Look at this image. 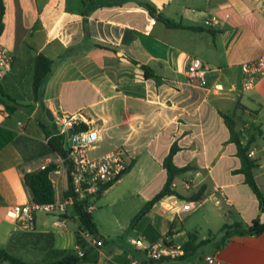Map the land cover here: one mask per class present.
Here are the masks:
<instances>
[{
	"label": "crops",
	"instance_id": "1",
	"mask_svg": "<svg viewBox=\"0 0 264 264\" xmlns=\"http://www.w3.org/2000/svg\"><path fill=\"white\" fill-rule=\"evenodd\" d=\"M142 1L152 4L163 17L191 28L166 27L139 5ZM3 3L0 46L12 52L13 60L0 85L14 101L0 98L1 247L8 245L10 235L17 231L51 232L54 247L77 246L78 220L71 207L60 216L36 211L33 229L27 231L21 230L19 220L6 214L16 205L32 202L24 174L45 161L59 165L49 176L54 200L61 198L66 186L61 157L45 148L46 138L60 128L55 120L59 112L79 111L85 126L88 123L99 128L92 151L99 146L105 147V152L123 147L133 155L124 175L134 174L130 180L139 200L122 205L110 220L100 212L102 204L98 201L121 182L123 175L93 201L89 212L102 245L95 247V261L82 264H142L149 245L165 239L179 247L186 240H176L182 232L175 223H182L188 213L175 214L171 196L154 203L131 224L145 202L162 188L166 180L162 161L173 142L179 147L174 164L191 166L175 176L172 187L176 191L187 195L205 185L199 203H213V215L221 221L219 229L235 221L249 224L259 219L264 223V208L244 183L243 175L233 172L240 161L220 114L233 116L235 128L244 139L255 126L260 127V135L250 146V157L258 160L254 177L264 194V144L259 143L264 131L258 121L264 106V75L252 88L243 89L240 69L241 63L264 52V0ZM208 17H216L218 22L207 26L204 19ZM37 55L52 61V71L35 99L32 80ZM193 57L209 67L199 81L189 80L185 73ZM142 66H148L155 76L146 77ZM7 106L14 110H7ZM46 109L52 120L46 116ZM18 122L23 133L18 132ZM92 151L93 156L105 153ZM218 242L207 253L205 244L182 259V264H264V230L257 235H233L216 249ZM39 253L42 259L43 253ZM210 255L215 257L213 263L205 261Z\"/></svg>",
	"mask_w": 264,
	"mask_h": 264
},
{
	"label": "trees",
	"instance_id": "2",
	"mask_svg": "<svg viewBox=\"0 0 264 264\" xmlns=\"http://www.w3.org/2000/svg\"><path fill=\"white\" fill-rule=\"evenodd\" d=\"M143 6L150 16L161 21L168 28H191L184 26L179 22L167 19L163 17L157 9L146 1L138 2ZM4 14L5 6L3 0H0V35L4 29ZM85 31L86 26H85ZM146 77L155 76L152 70L148 66H142ZM52 71V61L43 55H37L34 64L32 88L35 99H38V94L44 87L47 76ZM0 98L4 101H14V99L6 93V91L0 85ZM7 110H14L12 107L7 106ZM226 126L229 130V140L233 142L236 147V156L240 161V165L237 169L233 170L235 173H240L244 177V183L249 186L261 207L264 208V194L260 190L255 177L254 170L258 166V160L251 158L249 155L250 146L254 142L255 138L260 135L261 129L257 125L253 128L252 133L244 139V134L235 128V121L232 115L220 113ZM42 126V125H41ZM77 128V127H75ZM79 128H85V125H81ZM46 152L57 153L63 158L66 186L63 191L64 196H72L73 204L71 206L74 214L78 220V229L76 231V243L77 246L83 249L84 254L79 256L76 248L73 249H60L53 245V235L51 232H24L17 231L12 233L9 237V247H26L28 249L37 250L43 253L41 261L28 262L21 257L10 252L7 248L0 246V262H7L10 264H82L87 261H95L98 257L95 246L90 245L86 238L81 234V231H87L91 235L101 238L97 232L96 224L93 221L92 215L84 207V202L79 201L73 196L70 185V163L67 159L68 150L64 148V137L60 134H52L48 136L45 143ZM179 149L176 142H173L167 155L162 161V166L166 172V180L162 188L156 192L145 204L139 209V211L131 219V224L135 223L144 214H146L152 205L166 196H175L187 201H199L205 193L206 186L199 185L195 190L191 191L187 195L181 194L172 187L175 176L189 170L190 165L176 166L173 162V157ZM131 167V166H130ZM130 167L120 176V178L130 169ZM59 168V165L50 162L45 168H37L33 171L26 172L24 174V183L29 188L32 196V202L37 204H45L52 202L55 199V191L53 183L49 174ZM113 184V183H112ZM110 184V185H112ZM108 185L107 187H109ZM106 187V188H107ZM264 230V223L259 219H254L249 224H242L240 222L224 223L220 232L222 236L220 241L216 244L215 248H221L224 243L233 235H257ZM209 242V239H198L195 231L188 232L186 240L179 246L181 253L173 259L162 258L157 261V264H169L173 260H182L192 255L197 249H201L205 244ZM153 261L146 257L142 264H152Z\"/></svg>",
	"mask_w": 264,
	"mask_h": 264
},
{
	"label": "built area",
	"instance_id": "3",
	"mask_svg": "<svg viewBox=\"0 0 264 264\" xmlns=\"http://www.w3.org/2000/svg\"><path fill=\"white\" fill-rule=\"evenodd\" d=\"M218 22L216 17H208L204 19V24L213 26ZM13 60L11 51L0 46V79L9 69ZM206 65L201 59L193 57L190 59L186 67V76L191 81H199L205 77L208 71ZM242 73V88H252L259 79L264 75V52L257 58L245 61L240 65ZM60 128L56 134L63 137L67 129L72 128L70 135L71 145L67 148V159L70 163V185L73 196L77 200L84 202V207L90 210L93 207V201L106 189V187L116 182L120 176L131 166L133 155L123 147H116L101 155L93 156L91 151L95 147V143L99 139V128L92 127L88 123L85 128H79L84 125V116L81 112L64 113L59 112L55 117ZM18 132L23 133V126L18 122ZM77 127V128H75ZM48 137L46 138L47 141ZM251 151H249V155ZM63 158H60L62 170L65 173ZM49 161L43 162L39 168L43 169ZM187 187V185L185 184ZM171 201L176 206L175 214L180 212L189 213L196 207L200 206L199 201H187L175 196H171ZM218 202V201H217ZM73 204L72 196H62L59 200L45 204H37L29 202L22 205H16L7 211V216L19 220L21 230L33 229V215L36 211H44L47 213L57 214L58 216L67 213L68 208ZM64 226V224H63ZM90 245L100 247L102 245L101 238L91 235L87 231H81ZM77 254L82 256L83 249L76 246ZM148 257L157 264L162 258H176L181 250L179 247L173 246L165 241V239L153 243L147 247ZM215 257L213 255L206 256L207 263H213Z\"/></svg>",
	"mask_w": 264,
	"mask_h": 264
},
{
	"label": "rangeland",
	"instance_id": "4",
	"mask_svg": "<svg viewBox=\"0 0 264 264\" xmlns=\"http://www.w3.org/2000/svg\"><path fill=\"white\" fill-rule=\"evenodd\" d=\"M258 121L263 124L262 129L264 131V106L258 114ZM259 139V143L264 144V135L263 138ZM106 150L107 149L105 147L99 146L98 149L92 151V153L101 154ZM130 178H135L134 174L124 175L121 179V182L117 186L105 192L100 202L98 201L99 204H102L100 212L103 213L108 220L112 218V214L118 212L117 210L122 207V205L139 200V196L137 194H134L136 190L134 182L131 181ZM177 189H180L179 185L177 186ZM131 192L132 194H134L132 199L128 198ZM178 192L180 193V191ZM202 202L203 203L200 204V206L196 207L193 211L186 214V216L182 220V223L179 220H176L175 226L178 231L182 232L180 236L176 237V240L181 242L183 238L187 237L188 232L195 231L199 240L209 239V242L205 246V252L207 253L211 252L212 244L214 242L220 241L221 239L222 232H220L219 229V224L221 223V221H219V219L215 218L213 215V203L210 200H204ZM3 247L7 248L14 254H17V256L21 257L25 261H41L40 253L35 250L23 247L11 248L6 244L3 245ZM195 254H199V252H196ZM176 263L182 264L184 263V260H179Z\"/></svg>",
	"mask_w": 264,
	"mask_h": 264
},
{
	"label": "water",
	"instance_id": "5",
	"mask_svg": "<svg viewBox=\"0 0 264 264\" xmlns=\"http://www.w3.org/2000/svg\"><path fill=\"white\" fill-rule=\"evenodd\" d=\"M46 116L52 120L53 116L51 115L48 109L45 110ZM72 128L67 129L65 136H64V148L67 149L71 145L70 135L72 133Z\"/></svg>",
	"mask_w": 264,
	"mask_h": 264
}]
</instances>
